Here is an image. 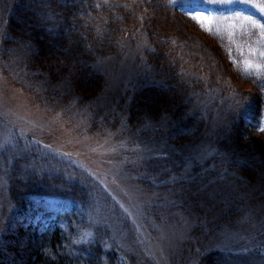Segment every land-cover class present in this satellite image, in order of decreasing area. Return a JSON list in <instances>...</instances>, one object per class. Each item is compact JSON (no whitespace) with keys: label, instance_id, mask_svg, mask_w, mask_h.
Wrapping results in <instances>:
<instances>
[{"label":"rangeland","instance_id":"obj_1","mask_svg":"<svg viewBox=\"0 0 264 264\" xmlns=\"http://www.w3.org/2000/svg\"><path fill=\"white\" fill-rule=\"evenodd\" d=\"M105 1L110 3L111 0ZM136 1L122 0L117 6L118 12L124 4L129 9L133 7L139 12L137 18L128 20L129 24L97 23L104 30V42L89 41L81 45L82 50H92L82 51L84 57L80 55V59H87L90 68L99 75H83L82 71L75 77L69 71L74 57L68 58L70 54L57 46L51 49L52 53H47L45 59L49 62L45 63L44 58L41 63L34 62L31 68L36 76L30 73L31 68L18 66L27 44H36L41 35L47 44L53 41V33L57 31L51 5L65 10L66 4L58 0H22L18 4L16 0H0V45L9 43L17 47L11 55H0V171L9 173L12 161L19 158L15 147L26 140L23 136H32L30 138L46 143L44 151L50 156L45 158L42 150L33 156L32 149L27 162L20 160L17 164L15 178L22 183L30 174L37 179L45 176L52 186L49 178L53 173L58 180H80L77 182L80 192L87 187L91 189L85 202L87 222L109 230L111 241L121 250L125 248L124 255L130 250L125 246L132 247L140 264L147 258L146 264H198L195 251H187L192 242L197 249L206 251L229 248L244 253L249 249L259 253L256 260L264 263V133L258 131V127L264 128V113L251 121L252 114H248L241 121L238 134L241 144L237 148L227 141L218 144L215 137L212 138L226 115L225 109L231 111L239 99L243 103L244 96L252 98L259 93V98H264V0H152L146 9L138 7L140 3ZM205 17L210 18L211 23ZM7 18L10 24L18 26L14 36L6 25ZM47 24L53 26L51 30ZM98 32L99 29L97 34L101 36ZM220 40L227 44L223 45L227 48L225 51L216 44L221 43ZM208 45L217 50L223 64L212 56ZM155 66L162 70L151 79L150 87L145 84L139 91L130 87L129 81L136 72L143 67L149 72ZM58 70L69 75L54 81V85L46 83L47 72ZM173 71L175 81L186 90L185 102L178 107L174 104H179L180 100L172 94V89L167 90L168 72ZM257 78L263 79L262 85ZM197 79L201 81L197 83ZM68 80L74 82L77 89L76 94L67 97L74 98L76 106L72 112L59 105L60 101L43 100L48 95L53 98L56 88ZM76 82L80 83L79 87ZM223 98L227 104L220 105ZM139 104L137 109H131ZM106 105H112L117 112L114 115L117 117H111L110 121L103 117ZM95 111L100 112L98 120L102 124L93 123ZM186 115L200 117L194 120L196 123L192 122V127L183 130V141L188 147L175 138L176 143L172 141L170 145L164 137L172 131L167 128L171 123L169 119L177 121ZM124 126L129 132L134 126L142 134L132 131L135 135L132 140L134 135L128 134ZM154 126L162 128L163 133L156 147L154 142L144 138L146 129ZM168 143L184 157V163L165 172L169 174L167 181L172 183L164 184L161 190L145 189L144 177L140 174L147 169L145 165L151 160V154L172 157ZM233 152L238 153L236 166L223 165V160H230ZM195 159L200 162L199 167L204 164L218 167L220 180L217 182L215 178L213 183L223 191L221 208L230 204L242 208L219 216L215 230L209 227L210 219H206V215L199 216L204 213L202 207L199 210L177 201L179 198L173 191L180 185L179 176L193 172ZM2 174L1 184L4 182ZM86 175L88 180L84 179ZM235 192L240 194L241 200L233 197ZM50 198L45 200L49 218L41 221L47 228L54 227L56 217L69 209L68 205L47 201ZM204 199L203 204H212L215 196L207 193ZM1 200L10 204L5 188L0 190ZM2 206L0 203V209ZM6 247L7 241L0 239L3 256L11 257ZM137 249L146 252L140 257L135 252ZM220 261L212 258L208 264H221Z\"/></svg>","mask_w":264,"mask_h":264},{"label":"trees","instance_id":"obj_2","mask_svg":"<svg viewBox=\"0 0 264 264\" xmlns=\"http://www.w3.org/2000/svg\"><path fill=\"white\" fill-rule=\"evenodd\" d=\"M21 1L22 0H16L17 4ZM29 1L32 2V0ZM60 1L66 4L65 10H57L58 6L56 4H50L51 7L54 8L55 14L54 18L52 19L54 23H56L54 26L56 27L55 30L57 31L53 33V41L47 44L41 35L38 37L39 40L36 44H27V47L21 45L24 47V53L22 54L23 60L20 61L18 66L23 68L24 65L25 69L28 67L31 68L34 67V62L37 64L43 62L42 58H44L45 63L49 62L45 59L48 56L47 53L51 52V49H54V47L57 46L58 48L65 49V52L70 54V57L68 58L74 57V64L70 65L69 71L72 72L75 77H79L82 71H84L83 75L90 74L91 76L94 75V77H97L99 74L95 73L97 72L96 70L94 71L90 68V62L87 59H80V55L83 54L82 51L89 53L92 49L86 51L82 50L81 45H86L89 41L94 43L96 41L104 42L105 37L104 34L102 35L104 30H102L101 27L97 25V23L103 24V22L109 23L110 21L113 23L116 21V23L123 22L125 24H129L130 19H134L135 17L137 18L139 12H136V9L133 7H130L132 10L127 6L124 7L126 4L121 7L123 8L122 11L118 12L119 9L117 5L121 4L122 0H111L110 3H107L105 0H58V2ZM67 2H70L71 5L69 6ZM150 2L152 3V0L136 1V3H140V5L137 6L144 9L147 8ZM171 4L174 5L173 3ZM54 5H56V7H54ZM173 7L175 9L177 8L176 6ZM12 10H14L13 13L17 11L15 6ZM95 12L96 14H94ZM6 25L7 27L9 25L8 29L11 28L10 35L14 36V34H17L18 26L12 25V22L10 24L9 18H7ZM76 26L78 27L77 29ZM106 26L107 25H105V27ZM48 27L49 30H51L53 26ZM98 29V33L101 34V36H98L97 34ZM155 36L160 35L156 34ZM220 41L221 43L216 42V44L220 50L225 51L227 48L223 45L225 44L227 46V44L224 40ZM14 47L15 46H12L9 43L1 44L0 55H11L12 52H14L13 50L17 48ZM208 47L212 56L217 59V62L223 64V58L217 54V50L211 45H208ZM88 48L90 49V46H88ZM18 51L21 50L18 49ZM81 56L84 57V55ZM197 57L198 55L195 59H197ZM78 63L82 64L78 66ZM144 67L136 72L135 77L129 81V83L132 84L130 87H133L136 91H139V89H141V87L145 84L150 87L151 79H153V77H155L156 74L162 70L160 67L158 68L155 66V68L153 67V69H149V72H147V68L145 70ZM34 71L35 70L32 69L30 73H33L34 76H36ZM47 73L46 83L49 82L51 85H54V81L60 80L63 78V76L67 77L69 75L67 72H62V70H58L56 73H52L50 71ZM168 73V81L170 84H168L167 90L172 89L174 91L172 94H174V96L176 95L180 100L179 104L174 105H177L176 107L179 105L182 106V104L185 102L183 99V95L186 93L185 86L175 81L174 78L176 77L174 71ZM244 76L254 78L253 76L249 75ZM200 81V79H197L196 82L198 83ZM262 81L263 79H258L259 85H262ZM184 82L187 81L184 80ZM75 84L77 87L80 85L79 82H76ZM129 89L130 88H128L127 93L130 91ZM76 90L77 89L74 86V82L68 80L65 85H62V87L58 86L56 88L55 92L52 93V95H54L53 98H49L48 95V97H43V100L53 99L54 102L60 101V103L58 102L59 105H62L66 110L72 112L76 106L73 101L74 98L69 100L67 97L68 95H72V93L76 94ZM140 92H137V95H140ZM79 96L82 98L81 94ZM259 97V93L258 95L256 93L254 96L252 95V98H247L244 96L243 103H240L241 99H239L237 100L238 105H235L231 111L229 110L226 112L225 109L226 115L219 123L220 125L217 131L213 132L212 138L215 137V140L218 142V144H223V142L227 141L228 145L232 144L235 148H237V146L239 147L241 143L238 139V134L240 133L242 127L241 121L244 120L248 114H252L251 118H249L251 121L257 117L260 118L264 113V98H262V100ZM221 103L222 104L220 105L227 104L225 98L221 100ZM126 105L128 108V102H126ZM140 106L141 104L138 106L133 105L131 106V109L134 110ZM104 111L105 116L103 117L108 118L109 121L111 117V119L117 117L114 116L117 112L114 108H112V105H106L104 107ZM93 113V123L98 121V124H102V121L98 120L100 112L95 111ZM199 118L200 117L196 118L194 115L192 117L186 115L185 117L182 116L177 121L172 118L169 119L171 123L169 122L170 127L167 128L168 130L172 129V131L165 134L164 137H166V141H169V143H171L170 145H172V141L173 144L176 143L174 142L173 138L176 140H182L180 141L181 143L184 142L183 140L185 135H183V130L192 127V122L194 120H199ZM194 122L196 123V121ZM124 129L128 134H133L132 131L134 133H138L139 130L138 128H134V126L131 127V132L128 131L129 129L126 126H124ZM140 133L141 132H139L137 135ZM145 134L147 137L144 138L147 141L154 142L155 147L158 145L159 141H162L163 138L162 128L160 129L158 126L146 129ZM23 137L24 139L26 138V140L23 141V143L19 142L17 145L18 147H15L17 149L15 154H17V157L19 158H15V160L12 161L9 173L6 174L3 172L6 174L4 175L2 174V171H0L2 174V179L4 180L2 184L0 183V190H3L4 188L7 190L9 199L8 202L11 204H7L3 200L0 201V203H3V206L0 209V239L7 241L6 248L11 253V257L3 256L4 253H2L0 250V264H140L141 260H136V256L132 247L125 246L127 249L130 248V250L125 252L126 255H124L125 248L121 250L115 245L114 242L111 241L109 230L104 229L103 226L92 223L89 224L87 222V208L85 206V202L87 198H89V192L91 189L90 187H87V190H82L80 192L77 184V182L79 183L80 180H58L53 173L52 177L49 178L54 184L52 186L51 183L46 180L47 178L45 176H41V178L37 179L35 175L30 174V178H26L22 183L18 180V178H15L14 175L17 173V167H19L17 164L20 160H22L25 164L27 162L26 160L30 157V154L34 156L36 154L35 152L40 150H42L45 158L48 159L50 156L49 153L46 154L44 151L46 148V143L30 138L32 136L29 135ZM131 139L134 140L135 135L132 136ZM169 143L167 144L168 147H166L168 150L170 148L169 154H171L172 157H166L165 154L161 153L151 154V160H149L145 165L147 169H144V172L140 174V177H144L142 186L145 189L152 188L161 190L164 187V184L172 183L171 181H167L166 178H168L169 174H165V172L171 167H178L184 163V157L172 150L173 147H169ZM162 145L163 144H160V147H162ZM182 145L184 147H188L186 142L182 143ZM32 149L33 153L29 154ZM231 155L232 157L230 160H223V165L230 163V166H236L238 162V153L233 152ZM192 165H194L192 166L193 172L190 173V175L185 173L184 175L179 176L180 185L175 186L173 191H175L177 194L176 196L179 198L177 201L184 202L191 208L192 206L198 207V209H201L202 207V212L204 213H200L199 216L206 215V219H210L209 227H211L212 230H215V226H218L217 219L219 216H224L225 213H228L229 211H240L242 209L240 208L241 205L233 206L230 204V207L221 208L222 202L220 201V197H222L223 191H221L219 186H215L217 185L216 183H213L215 178H218L217 182L220 180L218 175V167L213 168L211 166H206V164H204L202 167H199L200 162L196 161V159ZM245 167L247 168V166ZM242 168L244 169V167H241V169ZM206 169L211 170L209 171ZM214 169H216V171H214ZM150 175H155L157 177L153 178ZM54 179L57 180V182L53 181ZM84 179L88 180L87 175L84 176ZM22 184H24V186ZM52 187L54 188V191H51ZM97 189H101V187L97 186ZM207 193H209V195L212 197L215 196V199L212 200V204L206 203L205 205L203 202ZM236 193L238 192L232 194L234 195L233 197L241 200L242 197L240 194ZM46 197H51L47 201L56 203L58 205L61 204L62 206H69V209L65 213H61L59 217H56L57 223L54 225V227L50 228L45 227L41 222L44 220V218H49L47 207H45ZM109 200H107V202L110 204ZM6 205L9 207H6ZM201 234L203 233L201 232ZM111 242L113 245H111ZM23 243L25 244L24 246ZM189 244L190 245L188 246L187 251H189V253H191L190 251H195V260L197 259L196 262H198V264H208L212 258H219L221 260L220 262H222L221 264H264L259 263L256 260V258L259 256V253H252L249 249L244 251V253L238 252L239 250H230L229 248L206 251L205 249L202 250L201 248L197 249L198 247H196L197 245L194 244V242ZM73 251H77L78 254L75 255ZM135 252L138 256L142 257L146 251L145 249L144 251H138L137 249ZM129 260L133 262L129 263ZM148 261L149 260L147 258L142 264H146Z\"/></svg>","mask_w":264,"mask_h":264},{"label":"snow or ice","instance_id":"obj_3","mask_svg":"<svg viewBox=\"0 0 264 264\" xmlns=\"http://www.w3.org/2000/svg\"><path fill=\"white\" fill-rule=\"evenodd\" d=\"M206 19H209V23H211V20H210V18H207V17H205ZM194 19H197L196 17H194ZM258 131H260V132H262V133H264V128H260V127H258Z\"/></svg>","mask_w":264,"mask_h":264}]
</instances>
